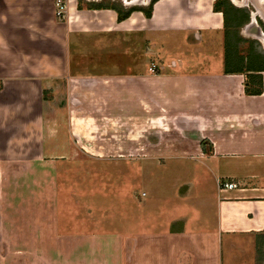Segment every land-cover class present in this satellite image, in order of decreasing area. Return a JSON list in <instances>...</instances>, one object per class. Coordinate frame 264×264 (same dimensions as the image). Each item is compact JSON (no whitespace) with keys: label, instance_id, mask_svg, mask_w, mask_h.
Instances as JSON below:
<instances>
[{"label":"crops","instance_id":"obj_1","mask_svg":"<svg viewBox=\"0 0 264 264\" xmlns=\"http://www.w3.org/2000/svg\"><path fill=\"white\" fill-rule=\"evenodd\" d=\"M215 1L119 21L77 0L62 17L55 0H0V264H264V72L249 95L243 74L209 69ZM135 161L175 173L158 186L169 202L136 201ZM105 162L131 183L112 220L92 208Z\"/></svg>","mask_w":264,"mask_h":264},{"label":"rangeland","instance_id":"obj_2","mask_svg":"<svg viewBox=\"0 0 264 264\" xmlns=\"http://www.w3.org/2000/svg\"><path fill=\"white\" fill-rule=\"evenodd\" d=\"M131 1H133V0H82V3H83V6H87L91 3L92 4L103 3V4H109V5L114 4V5H117L119 7L128 9L132 6L149 7L150 3L152 2V0H147L146 2L138 0V1H135L133 4H131L130 3ZM231 2L234 6H236L238 8H241L243 10H248L250 12V19H249V21L244 20V22L240 25L239 28L236 27V28H233V30H231L232 33L230 34V37H231V41H232V50H231L232 52H231V54L229 53V56H227V53H226V47H225L226 36L224 37V34H222V36H221L222 39H220L221 41L218 43L217 47L216 48H210V50H209L210 53L208 55V58H210V60H212L211 64L209 65L210 70H216L217 71L218 66H220V67L224 66V68L226 69V64L227 65H230V64L231 65H239V63H238L239 57L240 58L245 57L244 58V60H245L244 64L245 65L247 64V60H248V63L251 64L252 66L259 65V64L262 65L264 63V62H262L263 60H261V56H259V54H261L264 57V34L262 36H258V35H255V34L248 31L249 26L252 23V16L255 15L256 17L253 16V18H256V25H258L259 28L261 29V31H263V33H264V0H237V1L231 0ZM241 2H242V4H238ZM233 24H234V22L232 23V25ZM225 35H226V33H225ZM176 52H177V55L183 56V51L181 49H177ZM233 55L237 56V58L233 59L232 58ZM213 62H215L216 65L213 64ZM203 68H205V67H203ZM183 161H188V160L184 158ZM124 164L127 165V163H122L121 165H124ZM168 164H174L175 166L178 165V163H173V162L168 163ZM186 164L191 167L192 164L195 165V162L194 163H186ZM129 166H130L129 167L130 176L133 177V178H131V180L134 182V189H135L134 192H135L137 202H139L138 201L139 199H146L147 200L148 198L149 199L154 198L156 195L161 198V200L163 201L164 204L169 202L168 201L169 198H167V197H165L164 200L162 199L163 196L165 195V193L163 195V193H162L163 190L162 191L159 190L158 186L161 185L160 187L163 189V188H165L164 186L171 185V182L174 180L173 178H176L175 173H174L173 178L171 176L168 177L165 175L166 171L164 169L160 168L159 166H153V167L151 166V168L148 167V168H146V171H145L144 166H147V164L141 163L139 161H135L134 163H130ZM127 167L128 166H126V168ZM174 167H173V170L175 169ZM102 168H103L104 174L101 177L102 182L99 183V185H98V188H100V186H101V188L103 189V196H102V199L100 200L101 206L99 208L98 207L95 208L94 206H92V208L95 209L94 216H96V218L112 220L113 215L116 213V210L113 209L115 207V204H116V202H115L116 196H115V193H113V192L115 191V189L122 190L127 186L131 187V183H130V179H127V177H124L121 175L123 177V179H122V177H120L118 179L119 186L115 185V181H117V179L115 178V175L118 177L119 173L121 171H124V170H123V168H120V167H114L112 162L103 163ZM149 169H150V171H149ZM117 170H118V172H117ZM83 180H84V178H83ZM160 182H162V184H160ZM164 182H165V184H164ZM64 187H66V186L64 185ZM64 187L62 186V184H60V190L61 191H63ZM78 188L83 192L82 188H85V187L82 186V188L81 187H78ZM156 191H158V192L156 193ZM142 193H145L146 196L145 197L142 196ZM79 195H81V193H79ZM120 196H121V200H122V195H119V197ZM79 201H81V200H79ZM70 203H71V207H73L71 209V212L75 214V212H74V211H76L75 205L77 206L78 204H75V202L73 200H71ZM112 209H113V211H112ZM172 210L173 209L170 206L169 207L163 206L160 209L149 208L146 210H143L141 208L139 210L137 209L136 216L138 218H141V216L144 213L145 216H147V217H149V215H151L152 218H155L156 216H158L159 219L162 220ZM84 214H85V211H83V215ZM189 214H190V212H188V215ZM87 215H90V214L87 213ZM73 217H75V215ZM87 217L90 218V216H87ZM172 226H173L172 223H168L167 225H165L166 228H172ZM104 229L105 228L103 227L102 230H104Z\"/></svg>","mask_w":264,"mask_h":264},{"label":"trees","instance_id":"obj_3","mask_svg":"<svg viewBox=\"0 0 264 264\" xmlns=\"http://www.w3.org/2000/svg\"><path fill=\"white\" fill-rule=\"evenodd\" d=\"M78 1V8L82 9L84 8L82 0H77ZM157 0H152L150 3L149 7H137V6H132L128 9L119 7L117 5H109V4H89L87 5L88 8L90 9H102V8H112L117 12L118 15V20L122 21L126 18H128L132 12L134 11H142L145 16L150 17L152 14L153 6L154 3ZM214 10L218 12H222L223 16L225 18V33H226V41H225V47H226V53L227 56H229V53L231 54L232 50V41L230 34L232 33L231 30L236 27H240V25L245 21H249L250 19V12L248 10H243L241 8H238L232 4L230 0H216L214 3ZM243 18V19H242ZM234 24L232 25V23ZM250 54V53H249ZM261 56L262 62H264V57ZM232 58L236 59L237 56L233 55ZM244 58L245 57H239L238 58V63L239 65H227L226 64V72L227 73H241L245 76V81H244V87H245V92L246 94L249 95H258L263 92V77H262V72H264V63L261 65H254L252 66L251 64L248 63L244 64ZM243 62V63H242ZM201 147L205 153L212 152V144L207 141L203 140L201 141Z\"/></svg>","mask_w":264,"mask_h":264},{"label":"built area","instance_id":"obj_4","mask_svg":"<svg viewBox=\"0 0 264 264\" xmlns=\"http://www.w3.org/2000/svg\"><path fill=\"white\" fill-rule=\"evenodd\" d=\"M67 9V2L66 0H55V14L58 16V17H62L63 14L65 13ZM155 68V65L153 64L149 70L154 72V69ZM226 187H229V188H232L234 187L235 185L233 183H225L224 184Z\"/></svg>","mask_w":264,"mask_h":264},{"label":"water","instance_id":"obj_5","mask_svg":"<svg viewBox=\"0 0 264 264\" xmlns=\"http://www.w3.org/2000/svg\"><path fill=\"white\" fill-rule=\"evenodd\" d=\"M138 1V0H136ZM135 1H131L130 3L133 4ZM233 2V1H232ZM261 9V8H260ZM254 17H256L255 15H253ZM252 16V23L251 25L249 26V29L248 31L255 34V35H258V36H262L264 33L263 31H261V29L259 28L258 25H256V18H253ZM254 19V20H253ZM247 31V30H246Z\"/></svg>","mask_w":264,"mask_h":264},{"label":"bare ground","instance_id":"obj_6","mask_svg":"<svg viewBox=\"0 0 264 264\" xmlns=\"http://www.w3.org/2000/svg\"><path fill=\"white\" fill-rule=\"evenodd\" d=\"M134 1H136V0H134ZM140 1H145V2H146L147 0H140ZM234 1H237V0H234ZM243 2H244V1H243ZM238 4H242V2H241V3H238Z\"/></svg>","mask_w":264,"mask_h":264}]
</instances>
